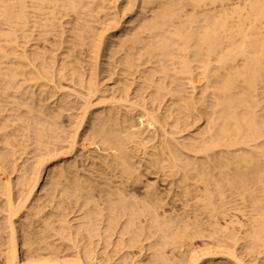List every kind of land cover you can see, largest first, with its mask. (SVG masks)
<instances>
[{
    "label": "bare ground",
    "instance_id": "1",
    "mask_svg": "<svg viewBox=\"0 0 264 264\" xmlns=\"http://www.w3.org/2000/svg\"><path fill=\"white\" fill-rule=\"evenodd\" d=\"M112 2L0 0V264H167L206 237L209 264H248L264 253V0ZM34 144L59 154L25 161Z\"/></svg>",
    "mask_w": 264,
    "mask_h": 264
},
{
    "label": "rangeland",
    "instance_id": "2",
    "mask_svg": "<svg viewBox=\"0 0 264 264\" xmlns=\"http://www.w3.org/2000/svg\"><path fill=\"white\" fill-rule=\"evenodd\" d=\"M112 1H113L112 3H114L115 0H112ZM109 4H110L109 7H112V5H114V4H111V3H109ZM117 5L119 6L120 3H117ZM114 6H115V5H114ZM114 6H113V7H114ZM116 7H117V6H116ZM110 17L112 18V16H110ZM110 17H109V18H110ZM99 25H100V24H97L96 26H99ZM66 27H67V26H66ZM60 31H61V30H60ZM65 36H66V35H65ZM60 37H61V36L59 35L58 38L50 39L52 42H49V43H46V42H38V43H37V44H38V48H39V46H40L39 50L42 51V52H44V51L46 50L45 52H48V50H49L51 47H56V48H57V47L61 46V42H63V40H66V37H64L63 40H62V38H60ZM59 40H62V41H59ZM53 41H54V44H53L54 46L51 44V43H53ZM58 41H59V42H58ZM55 43H56V44H55ZM57 43H60V44H57ZM32 44H36V43H32ZM32 44H29V45L32 46ZM42 44H43V45H42ZM29 45H28V48H30ZM45 45H46V48H45ZM48 45H49V46H48ZM67 45H68V44H67ZM63 46H64V47H67L66 44L63 45ZM63 46H62V47H63ZM41 47H42V48H41ZM59 48H60V47H59ZM57 49H58V48H57ZM60 52H61V51H60ZM60 52L58 51V53H56V54H60ZM12 57H13V56H11V59H10V60H12V61H11L12 63H15V62H14L15 59H12ZM82 57H85V56H82ZM8 61H9V60H8ZM9 62H10V61H9ZM102 62H103V61H102ZM99 67H100V66H99ZM101 68H102L101 70H98V74L100 75V80H103V79L105 78L104 75H106L107 73H106V72L104 73V68H105V67L103 68V65L101 66ZM99 69H100V68H99ZM102 70H103V71H102ZM107 75H108V74H107ZM107 75H106V76H107ZM109 75H110V74H109ZM103 77H104V78H103ZM65 87H71V86H70V85H65ZM0 89H2V88H0ZM64 90H67V89H64ZM64 90H63V91H64ZM12 91H14V90H12ZM12 91H11V95H14L13 93L16 91V88H15V91H14V92H12ZM63 91H62V92H63ZM35 92H36V91H35ZM37 93L40 94V91H37ZM60 93H61V91H60ZM0 99H1V98H0ZM3 99H4V98H3ZM3 99H2V100H3ZM34 101L36 102L37 99L34 100ZM37 102H38V101H37ZM5 103H6V102H5ZM43 105L46 106L45 108H47V105H48V104H47V101H44V104H43ZM66 114H67V115L64 117V121H66V123H67V124L65 123L66 125L64 124L65 127H67V125H69V121H68V119H67V116H68L69 114H71V113H66ZM5 115H8V114L5 113ZM25 116H26V115H24V117H25ZM39 127H40V129H42V127H43V129L46 128V126H43V125H42V126H39ZM39 146H40V147H39ZM35 147H36L37 150L34 149ZM45 148H46V149H45ZM56 148H57V149H56ZM32 149L34 150V151L31 150V151H32L31 153H32L33 155H32L31 153L28 154V156H26V158H25V161H26V159H31V160H33L32 158L35 159V157H36V158H40V157H42V155H43L45 158H46V156H47V158H48V155H47V154H48L49 152H50V153H49V156H50V154H51L52 152H53L52 155H57V154H59V149H58V147H54V146H48V145H47L46 147H44V145L42 146L41 144H40V145L34 144V146H33ZM63 149H64V150L60 149V151H61V152H67V151H68V148H63ZM65 149H66L67 151H66ZM38 150H39V151H38ZM51 150H52V151H51ZM54 150H55V151H54ZM56 150H58V152H57ZM40 151L42 152V154L39 153ZM47 151H48V153H46ZM33 152H34V153H33ZM56 152H57V153H56ZM61 152H60V153H61ZM43 153L46 154V156H45ZM36 154H37V155H36ZM77 154H78V155L73 156V158L80 160V159L77 158L76 156L81 155V153L79 152V153H77ZM29 155H30L32 158H31ZM40 155H41V156H40ZM73 158H71L72 161H71V159H69L68 162H69V161L73 162V161L75 160V159L73 160ZM31 160H30L29 162H31ZM65 161H66V160H65ZM22 162H23V163H22ZM19 164H23V165H24V160H23V161L21 160V163H20V161H19ZM157 177H158V175L156 176V175H154V174H147V176L144 178V180L147 179L146 181L153 182L154 180L156 181V180L159 178V177H158V178H157ZM158 181H159V180H158ZM164 184H165V183H163V182H160V184H159V187H161V188H160L161 191H163V190L166 189V184H165V186H164ZM162 187H163V188H162ZM138 190H139L138 193L142 194L143 191L141 190V188L138 189ZM141 191H142V192H141ZM179 204H180V203L175 204V208H176V210H178V211H180V210L182 209V208H181L182 205L180 204V207H179ZM177 205H178V208H179V209H177V207H176ZM169 211H170V210H169ZM143 220H144V219H143ZM124 221H126V219H125ZM75 224H76V223H75ZM96 238H97V239H96ZM206 238H207V240H206ZM206 238H205V239L201 238V239H203V240H201V239H200V240H199V239H196L195 242H194L195 244H193V245H194V246H193L194 248H192V247H191V248H187L188 250L190 249V250H189L190 252H189L186 248H185L186 251H185L184 248L181 249L182 251H179V250L177 251V250H174L173 248H171V246H169L170 249H172L173 251L170 250L169 248H168V250H167V248L164 250V252L166 251L167 253L170 251L168 254H166L167 257H169V259H170V260H169L170 263H169V261H168L167 264H171V263L177 264L178 262L181 263V264H182V263L184 264L185 262H187V261H189V260H190V261L193 260V262H197V261H198V260L196 261V258H197V257L199 258V262H198V264H206V263L209 264L207 261H212L211 259H212V256H213V255H210V252H212L213 254H214L215 252H216V253H219V252L217 251L218 249L216 250V249H213L212 247L208 246V245H209L208 243L211 242L212 240H210L208 237H206ZM93 239H94V240H93ZM93 239H90V240L93 241V242L95 241V242H94L95 244H93V245L95 246V247L93 246L94 248L97 247L96 245H99L100 243L102 244V242L99 243V239H98V237H94ZM90 240H89L88 242H89V243H93V242H90ZM205 240L208 242V243H206V244H208V245H207V248H206V244L204 245ZM209 240H210V241H209ZM97 241H98V242H97ZM152 241H153V240H152ZM203 241H204V242H203ZM96 242H97V243H96ZM98 243H99V244H98ZM146 243H148V241H147ZM101 244H100V245H101ZM210 245H211V244H210ZM209 247L211 248V250H209V249H210ZM62 248L64 249V247H62ZM99 248H101V246H100ZM99 248H97V250H98ZM208 248H209V249H208ZM63 249H61V250L63 251ZM192 249H193V250H192ZM206 249H208V251H210V252H208ZM72 250H73V251H72ZM213 250H216V251L213 252ZM62 251H61V252H62ZM68 251H69V250H68ZM68 251H67L68 254H69V253L71 254V253H73V252L75 253V249H70V251H69V252H68ZM71 251H72V252H71ZM139 251H142V254L139 253ZM145 251H146V252H145ZM148 251H149V254H148ZM150 251H151V252H150ZM175 251H176V252H175ZM183 251H184V252H183ZM192 251H193V252H192ZM131 252H132V253H131ZM133 252H134V254H135L136 252L138 253V254H136V257H135V255L133 254ZM166 252H165V253H166ZM171 252H172V254H170ZM173 252H174V253H173ZM177 252H178V254H175V253H177ZM181 252H183V253H182L183 255H184V254L186 255V257H183V259H182V257H181L182 254L179 255V253H181ZM191 252H192V253H191ZM74 253H73V254H74ZM193 253H194V254H193ZM208 253H209L210 256L208 255ZM220 253H221V252H220ZM220 253H219V254H220ZM243 253H244V252H243ZM243 253H242V252H239L238 254L241 255V259H242V256L245 255V256L243 257V259H242L245 263H248V264H259V262H260L261 264L263 263V260H264V257H263V256H264V253H262L263 256H262L259 252H257V253H256V252H253V253L251 252L253 255H252V254H249V252H245V254H243ZM246 253H247V254H246ZM258 253H259V255H257ZM124 254H125V253H124ZM128 254H129V252L126 253V255H128ZM130 254H131L130 257L133 258L134 261H133V262L130 261V263H128V264H136V263H135L136 261L139 262V263H141V262H143L145 259H146V260L148 259L149 262H150V264H152L151 262H153V264H157V263L160 264V262L163 260V258H162V260H160V257H161V256H158L159 253H155V251L153 252V250H147V249H146V250L132 249V250H130ZM130 254H129V255H130ZM153 254H155V255L157 254V256L155 257V256H153ZM191 254H193L194 256H197V257H195V261H194V259L191 260V258H194V256L191 255ZM195 254H196V255H195ZM242 254H243V255H242ZM62 255H64L63 252H62ZM126 255H125V256H126ZM137 255H138L139 257H138ZM140 255L142 256V259H141ZM143 255H144V259H143ZM149 255H150V257H149ZM151 255H152V256H151ZM159 255H160V254H159ZM168 255H170V256H168ZM171 255H173V256H171ZM178 255H179V256H178ZM183 255H182V256H183ZM185 255H184V256H185ZM256 255H257V256H256ZM133 256H134V257H133ZM145 256H146V257H145ZM147 256H148V257H147ZM175 256H176V257H175ZM191 256H193V257H191ZM252 256H253V257H252ZM258 256H260V257H258ZM261 256H262V257H261ZM151 257H154V260H153ZM158 257H159V258H158ZM177 257H179V259H180L181 261H179V259H178ZM255 257H258L261 261H259V259H258V258H255ZM136 258H137V259H136ZM139 258H140V259H139ZM150 258H151V260H150ZM157 258H158V259H157ZM173 258H174V259H173ZM184 258H185L187 261H186ZM200 258H201V261H200ZM244 258H245V259H244ZM176 259H177V260H176ZM262 259H263V260H262ZM135 260H136V261H135ZM146 260H145L143 263H141V264H146V262H147V264H149L148 260H147V261H146ZM172 260H173V262H172ZM184 260H185V261H184ZM206 260H207V261H206ZM140 261H141V262H140ZM156 261H157V262H156ZM176 261H177V262H176ZM182 261H183V262H182ZM190 261H189V262H190ZM166 262H167V261L164 262V260H163V261L161 262V264H164V263L166 264ZM189 262H188V263H185V264H191V263H192V262H190V263H189ZM179 263H178V264H179ZM212 263H213V264H216V263H214V262H212ZM212 263H211V264H212ZM192 264H195V263H192ZM263 264H264V263H263Z\"/></svg>",
    "mask_w": 264,
    "mask_h": 264
}]
</instances>
